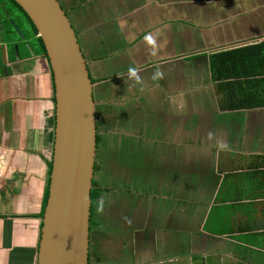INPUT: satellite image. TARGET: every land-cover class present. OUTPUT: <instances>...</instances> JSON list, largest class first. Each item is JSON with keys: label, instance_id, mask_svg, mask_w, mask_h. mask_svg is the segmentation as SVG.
<instances>
[{"label": "crops", "instance_id": "0c3cea01", "mask_svg": "<svg viewBox=\"0 0 264 264\" xmlns=\"http://www.w3.org/2000/svg\"><path fill=\"white\" fill-rule=\"evenodd\" d=\"M101 2L80 1L74 18L107 126L100 150L107 138L116 143L115 154L109 147L106 154L114 163L96 165L90 264H264V106L231 109L222 98L232 92L244 96L241 103L264 93V0ZM150 32H159L155 57L143 43ZM0 45V264H37L55 140L54 80L41 47ZM130 66L140 69L143 85L128 79ZM157 68L164 77L153 81ZM209 132L230 150L218 151ZM139 151L149 153L144 161L165 184L149 185L131 161ZM255 159L259 170L251 171ZM195 173L203 175L199 186L186 188ZM248 177L254 181H242Z\"/></svg>", "mask_w": 264, "mask_h": 264}, {"label": "water", "instance_id": "95a60500", "mask_svg": "<svg viewBox=\"0 0 264 264\" xmlns=\"http://www.w3.org/2000/svg\"><path fill=\"white\" fill-rule=\"evenodd\" d=\"M14 1L37 28L55 87V140L37 264H90L99 133L96 81L59 0Z\"/></svg>", "mask_w": 264, "mask_h": 264}, {"label": "rangeland", "instance_id": "374dc122", "mask_svg": "<svg viewBox=\"0 0 264 264\" xmlns=\"http://www.w3.org/2000/svg\"><path fill=\"white\" fill-rule=\"evenodd\" d=\"M70 1H72L71 2V8L68 6L67 7V5H66V3H63L62 1V4H63V6L66 8V9H68V16H69V18L73 21V23H74V26H78V24H77V22L75 21V14H80L81 13V11L83 10V7H81V5H82V3H84V4H89V2L91 3V5H94L93 7H99V6H102V2H101V0H70ZM78 1V2H77ZM82 2L80 5L78 4L79 2ZM64 2H65V0H64ZM77 2V3H76ZM103 5L105 6V1H104V3H103ZM86 7H88L87 5H85ZM103 6V7H104ZM82 10H81V9ZM115 10V9H114ZM15 13V16H13V18H11L10 20L8 19V17H6L5 19H3L4 20V24H3V28H0V40H2V38L3 37H5V39H6V41L5 42H7L8 44H9V50L12 48V47H15V44H16V42H21L22 44L24 43V39H22V34H24L25 36H26V40L28 39L29 40V37L30 36H32V37H34V39L32 40V41H34L33 42V47L34 46H37V47H41V45L39 44V39L37 38V37H35L36 36V33L34 32V30H33V28L31 27V25H30V23L27 21V19L23 16V14H17V12H14ZM17 16V17H16ZM18 16H19V18H18ZM103 16L104 17H106V16H108V18H110V19H112V18H116V15H115V12H113V13H111V14H109V12H105V10H104V12H103ZM115 16V17H114ZM81 18H83V16L81 17ZM8 19V20H7ZM19 25H18V24ZM19 26H20V28H19ZM18 29H20V31L22 32V33H20L19 31H18ZM82 38V40H83V42L85 41V39L83 38V37H81ZM31 41V40H30ZM28 42V41H27ZM85 44V47L87 46L86 45V43H84ZM16 48V47H15ZM21 48L22 49H25V47L24 46H21ZM29 50V49H28ZM103 119L104 118H102V106H98V120H99V129L102 131V133L104 134L105 133V131H106V123H104L103 122ZM127 122L128 123H132L128 118H127ZM191 124L189 123L188 124V129H190L191 128ZM114 133H107V135L108 136H111V135H113ZM113 137V139H114V136H112ZM108 144H109V148H111L112 149V153H110V154H115V150L116 149H114L113 147H114V145H116V143H115V140H114V142H113V140L111 139V138H108ZM126 142V141H125ZM124 142V143H125ZM124 143H122V142H119L118 143V146L120 147H118V149H119V151L120 152H124L125 151V147L123 146V144ZM101 148H102V144H101ZM118 149H117V151H118ZM118 151V152H119ZM119 152V153H120ZM135 152H136V150H135ZM144 152V151H143ZM120 154H122V158H121V161L124 163V160H123V158H124V156H125V153H120ZM148 154L149 153H142V152H138L137 154H134L132 157H131V161H132V163L134 164V165H136V166H139V168L141 169V172L144 174V176L147 178V182L149 183V185H154V184H158V183H160L161 185L162 184H165L166 183V181H164V183H161V178L158 176V174L159 173H156V172H154V171H156V169L151 165V163H150V161H144L145 159H147V156H148ZM152 154V153H151ZM152 155H154V156H156L155 154H152ZM143 156V157H142ZM238 157H242V156H238ZM105 158V159H104ZM233 158V157H232ZM106 159H109L110 160V162H112V163H114V160H115V157L114 156H108V155H106V153L104 152V151H102V150H99L98 151V157H97V163L99 162V164H101L102 163V160L104 161V160H106ZM180 159H181V157H180ZM247 158H245V159H242V161H240V159H237V161L238 162H240V163H244L245 162V160H246ZM199 161L197 160V163H198ZM201 165H203V163L204 164H209V162L207 161V160H204V158L201 160ZM140 164V165H139ZM168 175H165V178L167 177ZM201 176H203L201 173H195L194 175H192V176H190V178L188 179V181H187V184L185 185L186 186V188H188V187H190V188H193L194 186H199V181H198V179L199 178H201ZM191 180H194V182L193 183H191L190 184V181ZM254 181L253 180V178L251 177L250 179H249V177H248V179H245V178H242V181ZM256 181H257V179H256ZM208 183H209V181H208ZM210 184V183H209ZM211 185V184H210ZM240 187V184L238 183L237 184V187H236V191L233 193V195L234 196H237V194L239 193V188ZM249 187H250V184H248V187H244V188H242L241 189V191H243V190H245V191H248V189H249ZM232 190V189H231ZM230 190V192H232ZM232 195V196H233Z\"/></svg>", "mask_w": 264, "mask_h": 264}, {"label": "clouds", "instance_id": "9594fccd", "mask_svg": "<svg viewBox=\"0 0 264 264\" xmlns=\"http://www.w3.org/2000/svg\"><path fill=\"white\" fill-rule=\"evenodd\" d=\"M158 37H159V32L156 33H147L144 38H143V43L146 45V47L148 48L149 54L153 57L158 55ZM140 69L138 67H132L130 66L127 70V76L129 80H132L135 82V84H140L143 85L144 81L142 79V77L139 75ZM164 77V72L160 69L157 68L151 79L153 81H158L160 79H163ZM208 139L211 140H215V146L217 148L218 151H229L230 150V145L222 138H216L214 136L213 133L209 132L208 133ZM104 204L105 201L103 198H101L98 202H97V212L98 213H103L104 211Z\"/></svg>", "mask_w": 264, "mask_h": 264}, {"label": "trees", "instance_id": "16d2710c", "mask_svg": "<svg viewBox=\"0 0 264 264\" xmlns=\"http://www.w3.org/2000/svg\"><path fill=\"white\" fill-rule=\"evenodd\" d=\"M13 4H15L16 7H18L23 13H25L22 8L14 1V0H10ZM80 5V3H78ZM81 9V8H80ZM26 15V14H25ZM27 17V15H26ZM28 18V17H27ZM29 19V22L31 23L32 25V28L34 30L35 33H38L37 31V28L33 25L32 21ZM41 41V46H42V49L44 50L45 54H46V50H45V47H44V44L41 40V38L39 39ZM47 55V54H46ZM53 75V74H52ZM219 80H222L223 82V85H224V88L222 89V91L225 90V87L227 85V82L228 81H225L226 78L222 77L220 78ZM53 87H54V83H53ZM234 93L232 92H228L226 93V96H225V93H224V96L222 97L224 99V101H227V102H230L232 105L230 106L231 109H237V108H241V106H243L244 104L247 105V107H250V105L252 106V104H259V105H262V107L264 106V93H256V94H253L254 97H252V100L251 101H248V102H239L236 101L237 98H240L239 101L243 100L244 99V96L240 97V96H234L233 95ZM261 98V101H256L258 100L259 98ZM53 99L55 100V95L53 97ZM255 101V102H253ZM245 107V105H244ZM99 141H100V136L98 134V137H97V142H98V145H99ZM97 165V163H96ZM96 165H95V170H96ZM250 169H252L251 171H257L259 170V163L256 161V159L254 161H252L249 165ZM50 172H51V164H50ZM48 195H49V187H48V190L46 192V196H45V200H44V210H45V207H46V203H47V199H48ZM98 196V192L97 190H93L92 191V202L94 201V199ZM44 210H43V214H44Z\"/></svg>", "mask_w": 264, "mask_h": 264}, {"label": "flooded vegetation", "instance_id": "af4514ba", "mask_svg": "<svg viewBox=\"0 0 264 264\" xmlns=\"http://www.w3.org/2000/svg\"><path fill=\"white\" fill-rule=\"evenodd\" d=\"M60 1V3H61V5L63 6V4H62V2H61V0H59ZM64 7V6H63ZM82 7V6H81ZM65 8V7H64ZM66 9V8H65ZM67 11V10H66ZM14 12H17V14H23V16L27 19V21L29 22V19L26 17V15H25V13H23L18 7H16L15 6V4H13L10 0H0V28H3V24H4V20L3 19H5L6 17H8V19L10 20L11 18H13V16H15V13ZM69 12V11H68ZM67 12V13H68ZM22 16V15H21ZM22 16V17H23ZM17 17V16H16ZM3 18V19H2ZM18 18H19V16H18ZM7 19V20H8ZM72 21V20H71ZM30 23V22H29ZM72 23H73V21H72ZM18 24V23H17ZM19 25V24H18ZM30 25H31V23H30ZM73 25H74V23H73ZM31 27H32V25H31ZM75 27V26H74ZM19 28H20V26H19ZM36 36H37V38L38 39H40V37L38 36V34L36 33ZM23 39V38H22ZM34 39V37H32V36H30L29 37V40L27 39L26 40V36H25V41H24V45L28 48V46H27V44H29L30 45V48L32 49V43H30L32 40ZM31 40V41H30ZM6 41V39H5V37H3L2 38V40H0V42L3 44V42H5ZM28 41V42H27ZM39 44L41 45V41L39 40ZM16 46V45H15ZM0 48L1 49H3L2 48V46L0 45ZM41 48H42V46H41ZM1 49H0V53L2 54V52H1ZM31 52L34 54V52L31 50ZM98 134H99V136H100V134H101V130L99 129V122H98ZM107 132H109V131H107ZM108 139V138H107ZM109 141V140H108ZM108 143H106V145H107ZM100 145H101V137H100V141H99V145H98V151L100 150ZM109 146V145H108ZM108 146H105V148L103 149V151L106 153V154H108Z\"/></svg>", "mask_w": 264, "mask_h": 264}]
</instances>
